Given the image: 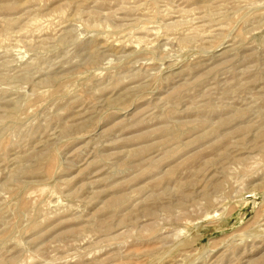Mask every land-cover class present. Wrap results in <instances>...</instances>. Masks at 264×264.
I'll return each instance as SVG.
<instances>
[{
    "label": "rangeland",
    "instance_id": "1",
    "mask_svg": "<svg viewBox=\"0 0 264 264\" xmlns=\"http://www.w3.org/2000/svg\"><path fill=\"white\" fill-rule=\"evenodd\" d=\"M0 264H264V0H0Z\"/></svg>",
    "mask_w": 264,
    "mask_h": 264
}]
</instances>
